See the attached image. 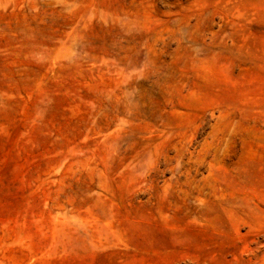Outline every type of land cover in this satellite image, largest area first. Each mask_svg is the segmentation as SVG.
Here are the masks:
<instances>
[{
	"label": "rangeland",
	"instance_id": "rangeland-1",
	"mask_svg": "<svg viewBox=\"0 0 264 264\" xmlns=\"http://www.w3.org/2000/svg\"><path fill=\"white\" fill-rule=\"evenodd\" d=\"M0 264H264V0H0Z\"/></svg>",
	"mask_w": 264,
	"mask_h": 264
}]
</instances>
